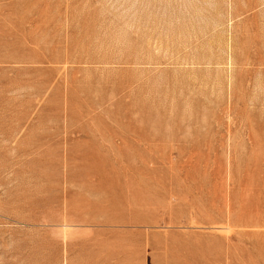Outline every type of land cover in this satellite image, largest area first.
Listing matches in <instances>:
<instances>
[{
  "label": "rangeland",
  "instance_id": "374dc122",
  "mask_svg": "<svg viewBox=\"0 0 264 264\" xmlns=\"http://www.w3.org/2000/svg\"><path fill=\"white\" fill-rule=\"evenodd\" d=\"M0 264H264V0H0Z\"/></svg>",
  "mask_w": 264,
  "mask_h": 264
}]
</instances>
